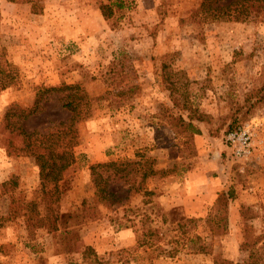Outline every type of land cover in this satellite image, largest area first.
I'll return each mask as SVG.
<instances>
[{
    "label": "rangeland",
    "instance_id": "1",
    "mask_svg": "<svg viewBox=\"0 0 264 264\" xmlns=\"http://www.w3.org/2000/svg\"><path fill=\"white\" fill-rule=\"evenodd\" d=\"M125 1L105 20L98 0H0V83L5 61L11 73L0 90V121L9 107L28 108L38 92L63 83L79 85L88 99L75 123L65 191L52 204L55 228L37 225L44 213L37 164L27 152L7 154L0 131V264H86V247L95 254L89 264H243L252 250L258 257L251 262L264 264V15L210 21L198 10L201 0ZM7 7H14L10 25L2 20ZM63 94L43 91L41 110L23 128L66 121ZM243 126L252 148L238 158L226 136ZM91 134L107 142L105 158L88 164L82 143L95 147ZM109 161L131 170H99L108 190L123 198L105 206L90 166ZM144 170L152 174L142 179ZM193 172L191 181L216 196L202 215L175 220L158 196L180 194ZM229 190L223 226L216 198ZM124 227L133 230L135 247L115 245Z\"/></svg>",
    "mask_w": 264,
    "mask_h": 264
},
{
    "label": "trees",
    "instance_id": "2",
    "mask_svg": "<svg viewBox=\"0 0 264 264\" xmlns=\"http://www.w3.org/2000/svg\"><path fill=\"white\" fill-rule=\"evenodd\" d=\"M128 6L125 0H98V8L102 17L105 20L111 18L115 9H122ZM198 10L204 19L210 21H247L256 16L264 15V0H201ZM1 53V52H0ZM2 53L0 54L1 57ZM6 70L3 77L5 81H1L0 90L7 87L10 83V63L5 61ZM2 70H0V73ZM43 91H57L64 92L61 98V107L70 113L66 121H57L48 125L43 130L27 131L22 126V121L30 116H33L41 110L40 98ZM88 99L84 96L81 88L77 84H61L59 87H50L38 92L35 96L33 104L28 108H18L16 106L9 107L4 113L0 121V131L6 133L7 136L4 141V148L7 154L15 153V151L27 152L35 161L39 169V187L42 196L40 200L43 204L44 213L42 217L37 220V225L42 226L47 224L50 228H55L59 217V212L53 208V203L59 204L60 197L65 191L61 186L64 171L75 161L73 148L77 140V132L75 123L77 119L84 114ZM201 120L200 117L197 118ZM188 127L194 130L192 133H199V130L191 123ZM17 138L18 140H14ZM129 164L123 166L122 163L109 161L107 163H98L90 166L92 181L95 187V195L97 200L105 206H112L121 203L123 198L118 196L115 191H110L107 188L108 176L105 180L101 177L100 169L105 170L111 168L114 172H121V176H126L131 168ZM114 173L113 175H116ZM152 174L151 171H143L142 179ZM50 187L47 189V185ZM131 188H128L129 190ZM233 199L231 190L226 193H220L216 198V205L223 208L224 222L226 226V213L228 202ZM32 205L35 204L32 202ZM1 227V222H0ZM243 244H240V249ZM82 251V262L89 264L87 258L89 255H94L92 249L86 247ZM258 250L250 251L248 262L243 264H253L251 260L255 261L258 257ZM264 255V249L261 250ZM260 253V254H261ZM75 264V263H68ZM231 264V263H228Z\"/></svg>",
    "mask_w": 264,
    "mask_h": 264
},
{
    "label": "crops",
    "instance_id": "3",
    "mask_svg": "<svg viewBox=\"0 0 264 264\" xmlns=\"http://www.w3.org/2000/svg\"><path fill=\"white\" fill-rule=\"evenodd\" d=\"M12 7L11 9L7 7L6 11H2V20L4 23H8L9 25L12 24V20H14V16H12ZM82 12L84 13L85 7L82 6ZM69 13V11H67ZM71 21L75 24H79L80 19L77 20L76 18L72 19ZM79 31H83L82 28L78 29ZM69 32V31H67ZM76 33V31H74ZM78 34V33H76ZM79 35V34H78ZM83 36H80L78 39H82ZM92 138L96 142L95 147L92 145L93 141L87 142V140L83 141V150L84 153L87 154V158L89 160L88 164L101 161L105 156L102 154L101 150L106 146V138H100L98 134H91ZM90 140V138L88 139ZM87 167V166H86ZM195 172L188 173L185 175L182 183H180L181 187L179 190L181 191L180 194L176 196L166 194V192H161L158 196L157 204L165 211L166 215L174 218L175 220H182L184 218L192 217V216H199L202 215V209L211 204L216 196V189H208L206 184L198 181H191L195 177ZM154 187H150L149 190H153ZM166 188V187H164ZM164 188L162 189L164 191ZM159 190V188H158ZM165 193V194H163ZM180 210V214L177 213L175 210ZM99 239H95L94 245L96 249H100L98 245ZM87 244H92V241L86 242ZM136 244L135 234L131 228L124 227L118 229L115 233V245L118 248H131ZM95 247V246H94ZM104 247V246H103ZM135 247V246H134ZM102 249V248H101ZM105 249V248H104Z\"/></svg>",
    "mask_w": 264,
    "mask_h": 264
},
{
    "label": "built area",
    "instance_id": "4",
    "mask_svg": "<svg viewBox=\"0 0 264 264\" xmlns=\"http://www.w3.org/2000/svg\"><path fill=\"white\" fill-rule=\"evenodd\" d=\"M226 143L235 157L245 158L251 153V133L248 127H238L227 133Z\"/></svg>",
    "mask_w": 264,
    "mask_h": 264
}]
</instances>
